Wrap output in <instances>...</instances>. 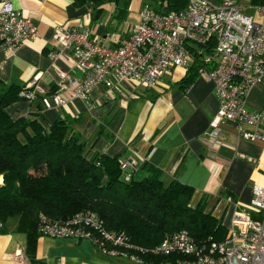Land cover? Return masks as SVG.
Listing matches in <instances>:
<instances>
[{
    "label": "crops",
    "instance_id": "1",
    "mask_svg": "<svg viewBox=\"0 0 264 264\" xmlns=\"http://www.w3.org/2000/svg\"><path fill=\"white\" fill-rule=\"evenodd\" d=\"M239 1L249 13L258 5L251 0ZM11 2L34 21L38 36L24 41L12 52L0 48V79L19 85L35 79L47 94L58 79L57 71H76L69 53L55 61L48 57L55 27L73 25L77 19L85 18L91 39L115 47L139 20L144 4L158 5L157 0H127L126 5L123 0ZM131 13L135 16L130 20ZM114 20L118 22L115 26ZM188 68L169 70L152 89L130 81L112 88L101 86L92 91L89 103L64 93L62 105L43 109L36 117L45 126L66 114L80 117L75 128L85 139L89 155L100 152L122 160L133 159L137 163L133 172L136 178L147 174L145 164L158 167L165 183L177 179L192 186L190 205L204 200L205 210L227 229L239 209L252 217L260 216L251 209L250 201L252 186L264 187V142L240 138L228 122L220 123L218 140L209 141L207 133L216 117L218 101L213 84L200 75L186 90L180 87ZM35 105L36 101L19 100L9 104L6 111L12 118L35 117ZM245 106L264 109V80L250 88ZM101 127L104 132L99 135ZM16 227L17 220L10 218L0 231V264H32L25 253L26 236ZM35 256L45 264H119V260L99 253L86 239L40 235Z\"/></svg>",
    "mask_w": 264,
    "mask_h": 264
},
{
    "label": "built area",
    "instance_id": "2",
    "mask_svg": "<svg viewBox=\"0 0 264 264\" xmlns=\"http://www.w3.org/2000/svg\"><path fill=\"white\" fill-rule=\"evenodd\" d=\"M254 12H247L239 0H186L182 9L166 13L144 4L138 22L115 47L91 39L85 18L73 25L57 26L48 57L55 61L69 53L76 71H57L53 93H44L34 79L27 84L31 89L21 94L29 101L40 94L43 108L49 109L65 102L64 93L89 103L95 89L125 81L152 89L169 70L189 67L199 52L208 49L202 52L198 68V75L213 84L218 101L208 140H218L220 123L228 122L240 138L264 142V109L245 106L250 88L264 80V4L257 5ZM37 36L38 27L30 17L22 15L11 0H0V48L12 52ZM119 163L128 180L137 163L133 159H119ZM250 207L260 217L237 210L224 239L208 249L185 230L152 248H143L133 244L123 231L107 229L94 211L78 212L66 219L40 214L37 230L52 238L86 239L103 256L136 264H264V187L252 186ZM4 225L0 217V231ZM156 255L168 259L156 262L146 258Z\"/></svg>",
    "mask_w": 264,
    "mask_h": 264
},
{
    "label": "trees",
    "instance_id": "3",
    "mask_svg": "<svg viewBox=\"0 0 264 264\" xmlns=\"http://www.w3.org/2000/svg\"><path fill=\"white\" fill-rule=\"evenodd\" d=\"M157 1L155 8L162 13L180 10L186 4V0ZM251 2L264 4V0ZM202 52L189 66L182 89L198 75ZM30 89L27 84L0 79V217L4 222L17 220L16 228L26 236L25 253L32 264H45L35 256L41 235L37 230L40 214L66 219L78 212L94 211L107 229L123 231L133 244L143 248H152L179 230L187 231L205 249L224 239L226 227L205 210L204 200L190 205L194 188L189 184L177 179L165 183L162 170L148 164L145 176L136 178L131 173L125 179L127 171L120 167L118 156L89 155L85 139L75 128L80 117L66 114L43 125L36 117L44 109L40 94L30 100L36 101L35 117L12 118L6 107L27 100L21 93ZM55 89L54 84L48 94ZM103 132L101 127L98 134ZM146 258L157 262L168 256Z\"/></svg>",
    "mask_w": 264,
    "mask_h": 264
},
{
    "label": "rangeland",
    "instance_id": "4",
    "mask_svg": "<svg viewBox=\"0 0 264 264\" xmlns=\"http://www.w3.org/2000/svg\"><path fill=\"white\" fill-rule=\"evenodd\" d=\"M147 1H149V0H147ZM135 15L133 14V13H131V14H129V18H130V20L134 17ZM138 21H136L135 23H137ZM118 22L116 21V20H114V22L112 23L113 24V26H115L116 24H117ZM134 23V24H135ZM122 23H120V25H119V28L122 26L121 25ZM259 83H261V82H259ZM98 251V250H97ZM100 253V252H99ZM119 264H136V263H133V262H130V261H126V260H120L119 261Z\"/></svg>",
    "mask_w": 264,
    "mask_h": 264
}]
</instances>
